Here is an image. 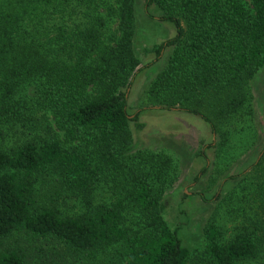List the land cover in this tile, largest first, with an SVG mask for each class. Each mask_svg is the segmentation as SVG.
I'll list each match as a JSON object with an SVG mask.
<instances>
[{
  "label": "trees",
  "instance_id": "1",
  "mask_svg": "<svg viewBox=\"0 0 264 264\" xmlns=\"http://www.w3.org/2000/svg\"><path fill=\"white\" fill-rule=\"evenodd\" d=\"M138 1L0 0V264H264V146L234 177L244 184L234 198L217 199L241 218L232 238L209 220L192 262L180 226L162 217L179 175L165 154L132 152L140 113L125 92L141 65ZM142 1L175 30L142 69L172 50L148 104L201 118L217 157L233 136L256 137L264 0Z\"/></svg>",
  "mask_w": 264,
  "mask_h": 264
},
{
  "label": "rangeland",
  "instance_id": "2",
  "mask_svg": "<svg viewBox=\"0 0 264 264\" xmlns=\"http://www.w3.org/2000/svg\"><path fill=\"white\" fill-rule=\"evenodd\" d=\"M150 15L152 18L146 16L143 1H138L134 51L141 65L135 72L131 87L125 91L129 114L140 113L137 122L130 125L132 152L162 153L173 160L179 176L162 199V217L171 228L180 226L183 246L189 251L193 262L204 248L203 229L209 220L217 218L223 228L225 240L236 234L241 218L235 220L234 213L226 210L234 204L227 201V205L219 208L221 201L217 199L229 198L230 195L234 198V187L241 189L244 186L238 185L241 180H234V177L248 173L243 171L256 160L264 146V69L250 82L255 111L250 125L256 137L252 138L246 134L244 139H241L233 136L227 156L217 157L215 150L218 139L201 118L179 107L167 111L148 104L149 87L168 65L172 50H166L159 62L149 69H142L155 60V48L175 36L171 25L159 21L158 11L153 9ZM234 147L237 152H234ZM234 156H238L235 163ZM204 166H207V172L195 184L194 179ZM113 177L110 176L109 180ZM106 187L108 190L114 187V183L108 184L106 179Z\"/></svg>",
  "mask_w": 264,
  "mask_h": 264
}]
</instances>
